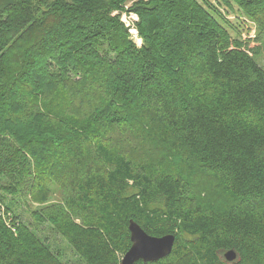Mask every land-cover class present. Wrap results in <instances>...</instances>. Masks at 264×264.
Here are the masks:
<instances>
[{"label":"trees","instance_id":"obj_1","mask_svg":"<svg viewBox=\"0 0 264 264\" xmlns=\"http://www.w3.org/2000/svg\"><path fill=\"white\" fill-rule=\"evenodd\" d=\"M246 22L264 28V0H0V264H68L19 196L83 264H120L129 220L175 236L135 264H264V69Z\"/></svg>","mask_w":264,"mask_h":264},{"label":"rangeland","instance_id":"obj_2","mask_svg":"<svg viewBox=\"0 0 264 264\" xmlns=\"http://www.w3.org/2000/svg\"><path fill=\"white\" fill-rule=\"evenodd\" d=\"M132 18L133 17L131 15L128 16V14L126 13H122L120 15V21L128 29L130 39L133 42H135L136 45L139 46L141 42L137 38V32L134 29V25H133L135 21L133 20L134 18L133 19ZM262 28L263 26H261L259 29L254 23L246 22V26L244 27V29L246 30L248 29V32L245 30L242 33L241 39L246 41L254 40V37H256V35L259 36L256 43L252 41L250 43V46L256 44L260 47V52L255 59L258 65L264 69V28L263 29ZM258 32H260L259 35ZM63 194H64L63 189L60 188L58 184L57 185L52 184L50 186V196L48 198L47 203L59 202L62 199ZM17 199H18V203H17L18 207L16 212L19 213L18 216L20 217V220L26 222L32 228H35L38 236L48 238L52 249L55 250L60 249L63 254L62 256L63 261L67 262L68 264H83V262L74 254V252L69 247V245L66 242H63L62 239L56 233L51 231L48 227H46V225L40 227V226H36V224L33 223V220L30 215V210H32L35 207H38L39 206L38 204H34L33 202L29 201V199L26 198L25 196H19L17 197ZM3 211L7 212V217L13 215L10 211L6 210L5 205L0 201V213H2Z\"/></svg>","mask_w":264,"mask_h":264},{"label":"water","instance_id":"obj_3","mask_svg":"<svg viewBox=\"0 0 264 264\" xmlns=\"http://www.w3.org/2000/svg\"><path fill=\"white\" fill-rule=\"evenodd\" d=\"M130 247L120 260V264H135L136 262H157L172 252L175 236L166 234L160 237L148 235L133 220L128 221ZM227 262H233L236 254L233 250H228L223 254Z\"/></svg>","mask_w":264,"mask_h":264},{"label":"built area","instance_id":"obj_4","mask_svg":"<svg viewBox=\"0 0 264 264\" xmlns=\"http://www.w3.org/2000/svg\"><path fill=\"white\" fill-rule=\"evenodd\" d=\"M130 15L134 18V19L132 18L134 21L137 20V18H136V16H135L134 14H129L128 16H130ZM0 214H2V213H0ZM2 216H3V215H2Z\"/></svg>","mask_w":264,"mask_h":264}]
</instances>
